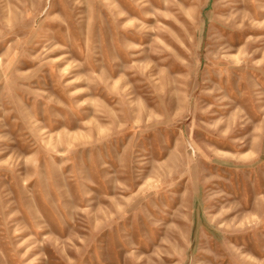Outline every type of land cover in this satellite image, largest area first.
<instances>
[{
	"label": "rangeland",
	"instance_id": "rangeland-1",
	"mask_svg": "<svg viewBox=\"0 0 264 264\" xmlns=\"http://www.w3.org/2000/svg\"><path fill=\"white\" fill-rule=\"evenodd\" d=\"M0 264H264V0H0Z\"/></svg>",
	"mask_w": 264,
	"mask_h": 264
}]
</instances>
